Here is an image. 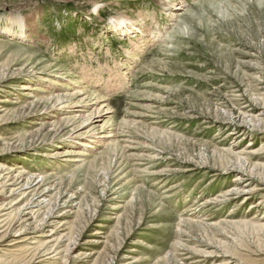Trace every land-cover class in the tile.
Listing matches in <instances>:
<instances>
[{
  "label": "rangeland",
  "instance_id": "rangeland-1",
  "mask_svg": "<svg viewBox=\"0 0 264 264\" xmlns=\"http://www.w3.org/2000/svg\"><path fill=\"white\" fill-rule=\"evenodd\" d=\"M183 2L172 19L160 0H0V227L26 239L0 243V264H264V0ZM112 18L155 39L134 50ZM28 83L73 119L10 104L29 101ZM73 130L94 148L52 171L42 155ZM23 170L54 174L27 222ZM51 220L65 223L53 248Z\"/></svg>",
  "mask_w": 264,
  "mask_h": 264
},
{
  "label": "bare ground",
  "instance_id": "bare-ground-1",
  "mask_svg": "<svg viewBox=\"0 0 264 264\" xmlns=\"http://www.w3.org/2000/svg\"><path fill=\"white\" fill-rule=\"evenodd\" d=\"M180 1H181L180 4H175L174 0H160L159 4L161 5L162 10L164 12H166V15L169 18L170 17L169 11H171L170 7L177 8V9L180 8V7L184 8V2L183 1H185V0H180ZM164 5H166L167 7L165 8ZM183 8H182V10H183ZM98 10H99V7L93 8L92 12L95 13L94 15H97ZM174 16H178V15H174L173 14V17H170V18L173 19ZM117 20H118L117 18H112L110 20L111 24L112 23L115 24L117 22L115 24V26H114L115 30H118L117 35L120 36V34H122L123 36L126 37L127 35H129V33H135V35L137 36L136 38L133 37L134 40H135V42H133V45H134L133 49L134 50H137L139 48L138 45L143 44V43L146 44L150 40H154L155 39V36H152L147 41L146 40L147 37L143 35V30H141L139 28V25L131 27V23L129 22L128 19L124 18V19H122L120 21H117ZM18 27L19 28L20 27L23 28V25H21L19 23ZM131 29H133L132 32H130ZM27 36H26V33H24V38L27 37ZM20 37H21V35H20ZM73 50H74V47H72V46L68 48V52H73ZM131 51L126 50L125 52H126V54H130ZM122 74L125 75V73H122ZM124 78L125 77H123V79ZM41 80L44 81V82H48L50 84L52 83V81L48 80L47 78H45L44 80L43 79H41ZM28 82H30V81H28ZM58 86H61V85H58ZM122 86H123V84L120 87H122ZM36 88H37L36 86H31L30 83L21 85L20 86V90L29 91V92H25V94L23 95L24 97L28 98L29 101L27 103H24L21 100L19 101V97H18V98H16L15 102H12L10 104H15L16 106H18V105H21V106H28V105L29 106H33L36 103H39L40 101L45 100V101H48L49 103L51 102V107L50 108L51 109L55 108L54 109L55 110V114H52V115L45 114L44 115L42 113L43 114L42 117L46 118V120L41 122L42 124H45V123L47 124L48 123L49 125H53L56 120H60V121H64V122L65 121L66 122H70L72 117H70L66 113L67 112L66 110L70 107L69 106L70 104H68L67 101H65V103H61L62 105H59L60 101H62L63 99H62V97H60V95L55 94V90H53L52 87L44 86L43 88H37V89ZM80 89L81 90H79L77 93H82V91L85 90V89H82V88H80ZM34 90H38V93L40 92V95L35 94L33 92ZM86 92H87L86 94H91V92H89L88 90ZM83 99L84 98H82L81 100H83ZM0 102H4V101H0ZM0 109H1V111L4 110L2 105H0ZM60 115H61V117L58 118ZM51 118H54V120H50ZM72 132H74V133L67 138V142L58 143V142L54 141L52 146H53V148H57V150L49 148L48 150H49L50 153L47 154V155H42V157L44 156V157H47L49 159L48 163L50 165L54 166V169H52V171H55V168H60L62 166L63 167L66 166V165L61 164V162L66 163V164L73 163V162H81V163H83L84 160H85L84 157L88 156V150H91V149L94 148L93 144L95 143V135L91 136L94 133H90V131H82V132H80L79 130H76V131L73 130ZM108 133L109 134L105 135L104 138H107V139L108 138H114L113 140L111 139V141L112 142H116L117 135L116 134H112L113 132H108ZM232 134L234 135L235 133H232ZM68 146H70V147L72 146V147L70 149H67ZM58 148H60V149H58ZM49 164L48 165L46 164L45 166L46 167H50ZM160 172H162V171H160ZM21 173H25L26 174V177L24 179L25 182L21 186L23 191L21 189H15V190H13V192H17L16 194H21V196H28V195L31 194L32 197H35V200L32 203L31 202L30 203L27 202L26 204H24V206H30L28 208H25L26 214L29 215V218L26 219V222H27L30 219H34L36 213L40 212V209L47 205L48 200H47L46 193L49 190H51V189H50V187H46V186L41 191H39V189H41L43 187V185L46 182H48V179L52 176L53 173H51V174H46V173H43V174H41V173L29 174L28 171L26 172L24 170L20 171V174ZM154 184H157V181ZM262 185L264 186V181L262 182ZM247 186H249V184H245L244 185V187H247ZM175 188H176V185H172L169 189H167L165 191V192H167V194H165V196H163L164 199L167 198L168 193L170 191L174 190ZM231 194L249 195V189L248 190L240 189V188L233 189V190H231ZM247 197L249 198L250 196H247ZM63 202H66V201H63ZM211 202L212 201H206L204 204H210ZM213 202H216V200L213 201ZM256 203H258V204H256ZM63 204H65V203H63ZM63 204H61V205H63ZM260 205H261L260 202H255V203L251 204V206L253 208H258ZM33 207L36 208V211H34ZM73 213H74L73 209H66L64 211H60V213L57 215L56 218H60V217L62 218L63 216H66L67 214H73ZM47 225L52 226V228H53V229L51 228L50 230L46 231L47 234H48L46 237L51 238L50 242H53V245L50 248H53V247H56L57 242H60L59 240L61 239V238H58L59 236L56 237V233L58 234L59 232H61V233L63 232L62 228L65 226V223L62 222L61 220H51V222L47 223ZM43 226H45V225H43ZM4 232H5V229L3 227H0V243L7 242V241H5V239L9 238L8 237V233H4ZM94 234L96 235V234H98V232H95ZM25 241H26V239L22 240V241H14V240H12L10 242L4 243V246L8 247V248H12L14 246H18L17 245L18 243L25 242ZM94 242H95L94 240L90 241V243H94ZM1 250L2 249L0 248V252H1ZM14 258L15 257H13L12 259H14ZM126 258H129L130 260H133V256L126 257ZM196 263H198V261H196Z\"/></svg>",
  "mask_w": 264,
  "mask_h": 264
}]
</instances>
